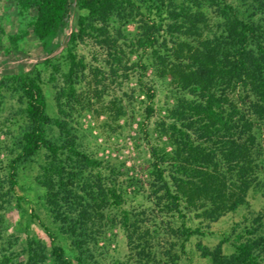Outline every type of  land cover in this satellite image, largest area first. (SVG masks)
I'll use <instances>...</instances> for the list:
<instances>
[{
	"label": "rangeland",
	"instance_id": "obj_1",
	"mask_svg": "<svg viewBox=\"0 0 264 264\" xmlns=\"http://www.w3.org/2000/svg\"><path fill=\"white\" fill-rule=\"evenodd\" d=\"M69 12L39 40L35 10L0 0V264H236L240 246L264 251V178L214 218L150 152L182 147L184 133L212 147L188 112L203 101L197 83L210 50L227 45V20L264 28V0H108L95 14ZM80 17L84 35L71 42ZM22 73L37 78L55 148L26 159ZM69 148L94 164L81 169Z\"/></svg>",
	"mask_w": 264,
	"mask_h": 264
},
{
	"label": "trees",
	"instance_id": "obj_2",
	"mask_svg": "<svg viewBox=\"0 0 264 264\" xmlns=\"http://www.w3.org/2000/svg\"><path fill=\"white\" fill-rule=\"evenodd\" d=\"M14 1L21 9L35 10L31 29L39 40L55 34L66 23L70 17L69 9L73 5L95 14L108 2ZM83 22L84 18L80 17L78 32L71 35V42L84 35ZM225 31L226 47L221 54L214 49L210 50L211 62L197 83V88L203 92V101L188 110L195 119L201 136L205 137L203 143H211L212 147L194 145L189 135L184 133L182 136L185 141H180L182 147L176 150L150 148L154 159L161 163L170 162L178 177L190 181L193 185L190 194L203 195L210 202L214 209L209 214L214 218L221 212L242 204L248 191L259 183L258 176L264 178V28L234 16L232 20L226 21ZM16 38L12 39L15 41ZM13 79L27 100L30 122V127L24 134L20 158H29L43 148L54 151L52 142L45 134V124L49 119L37 78L29 73H22ZM220 87V94H217ZM238 93L240 96L235 104L229 96ZM69 151L76 156L81 169L94 164L92 159L80 155L74 149L69 148ZM180 178L176 180V193L187 197V192L183 189L186 182ZM192 180L196 182L193 183ZM163 184L164 192L177 205L178 197L170 191L164 180ZM97 189L101 191L102 186L99 185ZM113 197L117 198L116 195ZM255 250L257 249L253 246H240L237 254L230 259L236 264H264V251L255 253Z\"/></svg>",
	"mask_w": 264,
	"mask_h": 264
}]
</instances>
